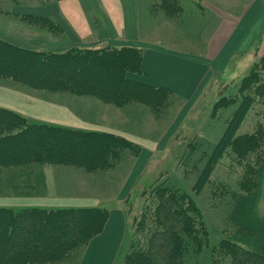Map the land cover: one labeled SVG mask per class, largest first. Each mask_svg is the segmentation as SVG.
<instances>
[{"label":"rangeland","instance_id":"1","mask_svg":"<svg viewBox=\"0 0 264 264\" xmlns=\"http://www.w3.org/2000/svg\"><path fill=\"white\" fill-rule=\"evenodd\" d=\"M0 1L3 8L0 9L1 13L13 4L11 0ZM16 1L35 4L52 0ZM159 2L160 0H154L151 4L145 2L149 5L147 17L154 19L153 14L160 10L156 5ZM161 11L170 16L164 9ZM20 21L27 23V19ZM173 23L170 25L169 22H144V26L141 27L144 32L142 41L146 44L159 43L168 47H181L186 51L202 47V43L183 41L188 37L192 39L193 33H189L180 22ZM198 24L201 22H192V29H196ZM36 28L45 29L41 26ZM52 33L56 35L57 28L52 30ZM103 46L129 47L126 44L100 43L75 48ZM263 63L264 54L252 51L233 57L226 70L215 76L193 102L185 101L168 92V95L164 93L166 97L159 100L148 99L146 104L130 103L124 107L103 106L87 101L94 98L91 96L48 92L0 81L2 89L67 104L83 117L99 118L97 120L102 125L139 136L143 139L137 141L152 147L143 150L140 142L129 140L139 147V150L125 152L121 162L102 173L92 174L63 166H50L51 169L47 170L49 166L40 168L39 173L35 174L40 178L34 182L36 185L33 187L34 184L27 181L31 171L4 169L0 173V199L42 196L47 193V186L51 183L53 192L55 190L60 195L73 192L75 189L81 194L98 196L108 210L119 205L126 215V229L123 244L114 264H122L129 253L131 240L134 239L136 245L142 244L145 247L151 239L152 244L155 242L156 246L160 244L154 235L161 229L157 222H154L156 215L153 207L156 203L157 190L166 189L187 196L197 211L195 226L203 227L200 230L205 232L203 247L198 253L189 256V264H210L214 250L227 241L237 244L246 251L256 252L257 249L264 251V133L259 139V146L246 158L239 156V148L236 150L228 148L217 162L205 186L199 190L194 189L208 156L222 137L232 113L244 94H255L256 87L261 84L260 82H264ZM133 75L127 74L128 77ZM263 108L260 99L256 98L255 104L237 131L238 136L254 134L258 124H263L264 129ZM258 120L259 123H256ZM150 142L155 143V148L154 143ZM242 144L244 143H241V146ZM125 183L130 187L129 194L124 201L117 204L115 201L121 195L123 185L125 190ZM246 195L250 200H241ZM146 205L149 207L145 208ZM142 221L148 225L144 230Z\"/></svg>","mask_w":264,"mask_h":264},{"label":"trees","instance_id":"2","mask_svg":"<svg viewBox=\"0 0 264 264\" xmlns=\"http://www.w3.org/2000/svg\"><path fill=\"white\" fill-rule=\"evenodd\" d=\"M156 5L169 15L180 12L177 0H160ZM19 19H27L31 26L44 27L51 33L57 28L44 17L21 15ZM141 53V49L133 47L104 46L74 47L56 53L20 48L0 39V81L48 92L91 96L116 107L146 104L148 99L159 100L170 91L127 76L140 73ZM260 83L255 94H244L232 113L194 189L205 186L228 148H239V156L246 158L259 146L263 124L256 125L251 135L238 136L237 131L256 98L264 106V82ZM130 150L138 151L139 147L115 134L35 123L0 108V173L4 169L31 171L29 184L39 180L35 174L46 166L102 173L121 162ZM155 197L154 222L161 230L154 235L160 244H152L151 239L147 247L136 245L132 232L129 253L122 264H189V256L202 249L206 238L200 230L203 227L195 226V207L187 196L166 189H158ZM241 200L250 198L246 195ZM108 215L105 207H0V264H76L90 241L103 231ZM147 227L143 223V230ZM261 251H246L227 241L214 250L210 264H264Z\"/></svg>","mask_w":264,"mask_h":264},{"label":"crops","instance_id":"3","mask_svg":"<svg viewBox=\"0 0 264 264\" xmlns=\"http://www.w3.org/2000/svg\"><path fill=\"white\" fill-rule=\"evenodd\" d=\"M11 1L10 8L0 12L1 40L20 48L56 53L100 43L126 44L142 52L140 73L131 79L167 89L188 102L196 100L211 80L226 70L233 57L251 51L264 54V0H177L180 7L177 15L167 16L159 10L153 14L154 19L147 17L149 5L145 3L151 4L154 0H52L35 4ZM0 9L3 10L1 3ZM22 14L44 17L60 31L54 35L25 24L19 19ZM144 22H169L170 25L180 22L189 33H193L192 39L186 36L188 38L183 41L202 43V47L186 51L159 43L146 44L142 41ZM192 22H201L200 27L192 29ZM87 101L110 105L95 98ZM0 108L16 112L31 122L115 134L140 142L143 150L152 148L137 141L143 138L102 125L97 120L99 118L83 117L67 104L15 90L0 88ZM153 145L155 148V143ZM52 186L49 183L47 193L42 196L0 199V207H105L98 196L81 194L75 189L60 195L55 190L53 192ZM129 190L125 183V190L123 185L115 203L124 201ZM125 229L123 209L119 205L110 207L103 231L90 241L78 264H114L123 244Z\"/></svg>","mask_w":264,"mask_h":264}]
</instances>
